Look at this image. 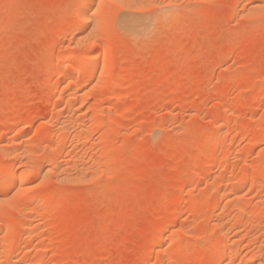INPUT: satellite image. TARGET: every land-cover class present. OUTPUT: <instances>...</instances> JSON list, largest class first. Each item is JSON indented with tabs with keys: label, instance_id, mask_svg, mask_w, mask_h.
<instances>
[{
	"label": "rangeland",
	"instance_id": "374dc122",
	"mask_svg": "<svg viewBox=\"0 0 264 264\" xmlns=\"http://www.w3.org/2000/svg\"><path fill=\"white\" fill-rule=\"evenodd\" d=\"M130 1L0 0V264H264V0Z\"/></svg>",
	"mask_w": 264,
	"mask_h": 264
},
{
	"label": "bare ground",
	"instance_id": "6f19581e",
	"mask_svg": "<svg viewBox=\"0 0 264 264\" xmlns=\"http://www.w3.org/2000/svg\"><path fill=\"white\" fill-rule=\"evenodd\" d=\"M75 1V0H74ZM109 1V0H108ZM119 1V0H118ZM122 3L121 4H119V5H122V4H124V3H126V5L128 6V7H132V6H134L135 4L134 3H132L131 1V3L129 2L128 3V0H120ZM94 2H95V0H76V3H78L77 4V6H78V11H77V13H75V15H74V19H72L75 23H76V25L74 26L75 28H74V32H75V30H77V32H76V35H77V33L78 34H80V33H82L83 31H84V29H85V25L87 24L86 23V18H87V14H88V12H89V10H91L92 8H93V6H94ZM112 2V1H111ZM113 2L115 3L116 2V0H113ZM124 2V3H123ZM134 2V1H133ZM107 3V2H106ZM114 3H108V4H111V5H114ZM118 3V2H117ZM139 3V2H138ZM105 4V3H104ZM107 4V5H108ZM116 4V3H115ZM137 4V3H136ZM107 5H106V7H107ZM97 6V5H96ZM103 6V5H102ZM118 6V5H117ZM173 6V5H172ZM109 7H110V5H109ZM122 7H124V6H122ZM135 7V6H134ZM137 7V6H136ZM135 7V8H136ZM138 7H139V5H138ZM145 7V6H144ZM97 8H98V6H97ZM102 8V7H101ZM133 8V7H132ZM167 8H169V7H167ZM167 8H163V9H165V11L162 9H160V13L158 14L157 13V15H155L154 17H150V16H148V17H142V16H124L122 19H121V21H119L120 22V25L119 26H121L120 28H122L123 29V31H125V33L126 34H128L129 36H132L133 38L134 37H142V36H145L146 37V34H148L151 30H152V28L156 25V24H159V23H163L164 24V21H168L169 19H170V17L172 16L171 14H174V13H172L173 11L175 12V10H171V8H170V10L172 11V12H170V10L168 9V10H166ZM172 8H174V7H172ZM104 9H106V11H105V13L108 11L107 9H108V7L107 8H104ZM111 9V8H110ZM114 9V8H113ZM127 9V8H126ZM140 9V8H139ZM136 10H138V9H136ZM141 10H143L142 8H141ZM97 11V10H96ZM103 11V10H102ZM103 11V12H104ZM131 11H132V9H131ZM95 12V11H94ZM100 12V11H99ZM99 12H96L97 14L99 13ZM135 12V11H134ZM96 13H94V15L96 14ZM101 13V12H100ZM99 13V14H100ZM104 13V14H105ZM109 13V12H108ZM129 13V12H128ZM90 14V13H89ZM106 15V14H105ZM137 15H139L138 13H137ZM140 15H145V14H140ZM175 15V14H174ZM173 15V16H174ZM97 16V15H96ZM146 16V15H145ZM95 17V16H94ZM121 17V16H120ZM119 17V18H120ZM175 17V16H174ZM95 18H97V17H95ZM98 18H100V19H98ZM97 19L98 20H100L101 21V17H98ZM118 18V17H117ZM96 19V22H100V21H98ZM172 19V18H171ZM70 20V19H69ZM94 20V19H93ZM120 20V19H119ZM176 20V19H175ZM174 20V21H175ZM103 22V21H102ZM105 22V21H104ZM74 23V24H75ZM97 23V24H98ZM165 23H167V24H169L168 22H165ZM170 23H172V22H170ZM89 25V24H88ZM90 27V26H89ZM162 27V26H161ZM154 29H157V28H154ZM121 30V29H120ZM122 31V32H123ZM154 31V30H153ZM152 34V33H151ZM82 35V34H81ZM79 36V35H78ZM149 36V35H148ZM151 36V35H150ZM132 37H130V38H132ZM147 38H149V37H147ZM134 40V39H133ZM141 42H142V39H141ZM105 44V43H104ZM101 48V47H100ZM102 50V53H104V54H110L109 53V51H111L112 49H110L109 50V46H107V45H104L102 48H101ZM81 60V59H80ZM79 59H77V60H75V61H73V63H72V66H73V64H74V66L75 65H83V64H85L84 62H82L83 60H81L80 61ZM86 62V61H85ZM86 65H87V62H86ZM85 65V66H86ZM84 66V65H83ZM61 68V67H60ZM59 69V68H58ZM53 73H55V75H56V77L57 78H59L60 80L61 79H63L64 80V78H65V76L66 75H68V72L67 71H65V69L63 70V68L62 69H60V70H58V71H56V72H53ZM53 73H52V75H53ZM51 78V77H50ZM50 81H51V79H49ZM75 85V84H74ZM58 102V101H57ZM54 105V104H53ZM12 129V128H11ZM22 130H24V129H22ZM230 135H232L230 132L228 133V137L230 136ZM232 137V136H231ZM230 137V138H231ZM17 159V158H16ZM18 162H19V160H18ZM18 164V163H17ZM19 165H20V163H19ZM5 166H7V165H5ZM9 168V167H8ZM6 169V168H4V171H3V173H1L0 175V185L2 184V183H5V182H9V181H12L13 179H14V174H13V172L10 170V169ZM15 173V172H14ZM16 178V177H15ZM218 213V212H217ZM222 213H223V211H222ZM217 216H221V213H220V211H219V213L218 214H216ZM223 215V214H222ZM264 215V212H262V214H261V217ZM33 222L31 221V220H29V222L28 223H26L27 225V230L28 229H30L31 227H32V224ZM225 224V223H224ZM224 224H222V225H220L219 224V226H221V230L222 231H225V230H227L226 228H227V226L226 225H224ZM163 229H166V227H164ZM162 229V230H163ZM164 231V230H163ZM162 231V232H163ZM161 232V231H160ZM158 233L157 234V238L155 239L156 241H154L153 242V244L152 245H157L156 243H159L161 240H163V238H164V236H163V233ZM166 232V231H165ZM176 238V237H175ZM178 243H179V241H177ZM216 242V241H215ZM216 244V243H215ZM214 246V245H213ZM164 251V250H163ZM158 254V253H157ZM158 257V256H157ZM219 257H221V256H219ZM149 264H154V259L153 260H151L150 262H149Z\"/></svg>",
	"mask_w": 264,
	"mask_h": 264
},
{
	"label": "snow or ice",
	"instance_id": "6c2138e0",
	"mask_svg": "<svg viewBox=\"0 0 264 264\" xmlns=\"http://www.w3.org/2000/svg\"><path fill=\"white\" fill-rule=\"evenodd\" d=\"M154 7L163 9L165 6L164 5H155Z\"/></svg>",
	"mask_w": 264,
	"mask_h": 264
}]
</instances>
